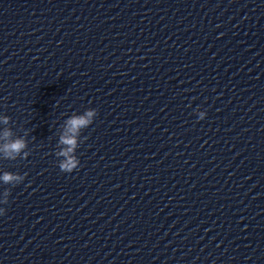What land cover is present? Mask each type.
I'll list each match as a JSON object with an SVG mask.
<instances>
[{"label": "clouds", "instance_id": "obj_1", "mask_svg": "<svg viewBox=\"0 0 264 264\" xmlns=\"http://www.w3.org/2000/svg\"><path fill=\"white\" fill-rule=\"evenodd\" d=\"M98 115L96 109L89 108L82 114L71 115L66 119L64 131L58 138V150L55 151V156L58 158V167L62 172L72 173L80 165V160L76 155V151L82 143V130L88 128ZM206 117V111H200L199 120ZM11 122V117L8 115H0V159L15 161L19 159H27L30 155L28 143L24 137L13 138V130L8 125ZM79 138V139H78ZM87 139V137H84ZM62 158V159H60ZM26 175L4 171L0 173V183L4 185L16 186L25 180ZM10 189H5L2 193L3 199H0V204H8ZM6 209L0 207V215H4Z\"/></svg>", "mask_w": 264, "mask_h": 264}]
</instances>
